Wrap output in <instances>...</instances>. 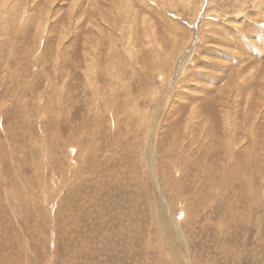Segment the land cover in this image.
Segmentation results:
<instances>
[{
	"label": "rangeland",
	"instance_id": "1",
	"mask_svg": "<svg viewBox=\"0 0 264 264\" xmlns=\"http://www.w3.org/2000/svg\"><path fill=\"white\" fill-rule=\"evenodd\" d=\"M10 1L32 15L0 18V264H264L258 1ZM188 25L174 82L154 64Z\"/></svg>",
	"mask_w": 264,
	"mask_h": 264
},
{
	"label": "bare ground",
	"instance_id": "2",
	"mask_svg": "<svg viewBox=\"0 0 264 264\" xmlns=\"http://www.w3.org/2000/svg\"><path fill=\"white\" fill-rule=\"evenodd\" d=\"M244 1H249V0H244ZM258 1V3H254V5L253 6H255V7H257V8H261V9H264V0H256V1H254V2H257ZM11 1L9 0V1H7V0H4V2H1L0 3V8H1V5L3 6V7H5L6 8V10H4L3 11V13L1 14L0 13V18H6V17H8V16H10V17H13V22L12 23H10V24H7V23H5V28H6V30L4 31V33L2 34L3 36H4V38H8V37H10V35H12V34H15L16 32H17V30L15 29L16 27H17V23H24V28H23V30H25V28L27 29V27H28V23L30 22V19L29 20H23V19H25V18H27V17H30V16H28L27 14H25V13H18V12H20V10H23V9H27L28 10V12L32 15V12H31V10H29L30 8H28L27 6H20V4H19V2L17 1V2H15V3H10ZM49 2V1H48ZM49 5V4H48ZM50 6V5H49ZM244 6V5H243ZM189 7V6H188ZM26 11V10H25ZM240 12V11H239ZM161 15V14H160ZM194 15V14H193ZM7 19V18H6ZM17 19H20V20H17ZM192 20V19H191ZM19 21V22H18ZM197 21V18H195L194 20H192L190 23L191 24H189L190 26H192V27H197L198 28V25L199 24H197V23H199V22H196ZM0 24H3L2 22H1V20H0ZM189 25H188V29L190 30V31H192V34H190V35H192V37H193V39L192 38H190V40L188 41V43L186 44V46H185V51L183 52V56H177L176 57V64L174 63V66L172 65L173 64V61H174V58H173V60L171 61V62H169L168 61V59H167V55L165 54V57H166V64L163 66V67H161V65H160V63H161V60H162V54H160V53H158V60H157V62L154 64L155 66H154V68H155V70H157L159 67V70H160V74H165V76H164V78L165 77H167L166 75H168L169 74V79H171V80H174V82H175V80H178V78H179V76L181 75V73L182 72H180L183 68H184V63H185V61H184V57H186L192 50H193V52L194 51H196V48H197V44H198V41H201V39H205V36H201V32L200 31H197L195 28H193V29H195V31L194 30H191L190 28H189ZM200 29V28H199ZM48 31H49V29H47ZM21 32H19V33H17V34H20ZM22 33H23V31H22ZM21 33V34H22ZM48 33V32H47ZM195 33H197L198 35L197 36H195ZM194 37H196V39L194 38ZM201 37V38H200ZM13 39L15 40L16 38H15V36L13 37ZM88 39H89V37H88ZM87 39V40H88ZM152 39V38H151ZM192 39V40H191ZM4 40V39H3ZM89 41H91L92 42V37H91V39L89 40ZM86 43H87V41L84 43V46L86 45ZM2 44V43H1ZM4 44V43H3ZM2 44V45H3ZM185 44V43H184ZM5 45V44H4ZM7 47V46H6ZM157 47V46H156ZM181 48V47H180ZM8 50H10V46L8 47ZM183 50V49H182ZM87 54H89V42H88V52H87ZM41 55V54H40ZM92 56V55H91ZM95 57V56H94ZM93 57V58H94ZM134 57H132V59H133ZM153 59H156L157 57L156 56H153L152 57ZM88 59V58H87ZM96 60V59H95ZM98 60V59H97ZM35 62V61H34ZM134 62V61H133ZM109 65L110 64H107V69L109 68ZM159 66V67H158ZM95 68H97V67H95ZM158 70V71H159ZM113 71V70H112ZM131 71H134L135 72V74L136 75H138V72H137V69H131ZM157 71V72H158ZM184 71V70H183ZM167 72V73H166ZM98 75V74H97ZM186 75V74H185ZM99 76V75H98ZM158 76V75H157ZM94 77V76H93ZM92 77V78H93ZM167 77V78H168ZM2 78V77H1ZM87 78V77H86ZM163 78V79H164ZM96 79H97V77H96ZM140 80V79H139ZM170 80V81H171ZM87 81H89V80H87ZM167 81H168V79H167ZM170 81H169V83H170ZM165 82V81H164ZM178 83V82H177ZM101 84V83H100ZM105 84H107V83H105ZM148 84V83H147ZM170 85V84H169ZM143 86V85H142ZM167 86H168V84H167ZM144 87V86H143ZM150 87V86H149ZM156 88V87H155ZM160 88L162 89V92L164 93V86H163V83H162V85L160 84ZM142 89V88H141ZM160 89V90H161ZM172 89V88H171ZM175 89V88H174ZM211 89V88H210ZM147 90H148V88H147ZM158 90V89H157ZM157 90L156 91H154V88L152 89V90H150V91H148L147 93H145L144 92V94H143V96H146V97H148L149 95L151 96V97H153L154 95H157V96H160V94H158V92H157ZM173 91V90H172ZM161 92V91H160ZM223 92V91H222ZM130 93V92H129ZM153 95V96H152ZM131 96V95H130ZM131 97H133V96H131ZM160 97H163L164 99H165V105H168V102L171 100V97L169 96V93H167L166 95H165V93L164 94H162ZM119 99V98H118ZM124 98H122L121 100H123ZM128 101H130L131 102V99L129 100V99H127ZM263 100V99H262ZM109 101V100H108ZM116 101H120V100H117L116 99ZM110 102V101H109ZM124 103H126V102H124ZM170 103V102H169ZM108 104H110V103H108ZM106 106V105H105ZM117 106V105H116ZM227 105L225 104V107H226ZM132 107V106H131ZM121 108V107H120ZM127 108V107H126ZM131 109V108H130ZM104 110H106V109H104ZM109 110V109H108ZM127 110V109H126ZM101 111V110H100ZM99 111V112H100ZM110 111V110H109ZM108 111V112H109ZM130 111V110H129ZM128 111V112H129ZM131 111H132V109H131ZM98 112V113H99ZM103 112H105V111H103ZM100 113V114H104V113ZM112 112V111H111ZM115 112H119L120 114H121V111H119V107H118V109L116 108L115 109ZM128 112H125L126 114L128 113ZM124 113V114H125ZM129 113H131V112H129ZM131 114H133V112L131 113ZM131 114H130V116H131ZM109 115V114H108ZM107 115V118L109 117ZM114 116V115H113ZM124 116V115H123ZM119 117V116H118ZM125 117H128L129 118V115L128 116H126L125 115ZM96 118V117H95ZM98 118H100V117H98ZM103 118H104V116H103ZM117 118V117H116ZM120 118V117H119ZM118 118V120H120ZM123 118V117H122ZM114 119V118H113ZM115 120V119H114ZM126 120H127V118H126ZM143 120V119H142ZM94 121H95V119H94ZM117 121V120H116ZM131 121V120H130ZM115 122V121H114ZM95 123H96V121H95ZM98 123V122H97ZM107 123H109V122H107ZM130 123V122H129ZM103 124V123H102ZM128 125V124H127ZM133 125H135L136 126V124H133ZM138 125H140V124H138ZM21 126V125H20ZM95 126V125H94ZM142 126V125H141ZM227 126V125H226ZM230 126V125H229ZM233 126V125H232ZM139 127V126H138ZM143 127V126H142ZM79 128V127H78ZM83 128V127H82ZM102 128V127H101ZM101 128H98V129H101ZM128 128V127H127ZM137 128V127H136ZM151 128V127H150ZM150 128H149V130H150ZM160 128V127H159ZM140 129H141V127H140ZM146 129V128H145ZM145 129H143L142 128V131L143 130H145ZM136 130V129H135ZM135 130H134V133H136L135 132ZM139 130V129H138ZM145 132V131H144ZM110 133V132H109ZM140 133H142V132H140ZM149 133H150V131H149ZM229 133H231V132H229ZM146 134H148V133H146ZM116 135V134H115ZM143 135V134H142ZM149 135V134H148ZM151 135H152V133H151ZM231 135V134H230ZM138 136H140V135H138ZM232 136V135H231ZM143 137V136H142ZM139 138V137H138ZM144 138V137H143ZM142 138V139H143ZM139 140V139H138ZM145 140V139H144ZM148 140V139H147ZM150 141V140H149ZM145 143V142H144ZM147 143V142H146ZM78 144H80V143H78ZM254 144V143H253ZM250 147V146H249ZM252 147V146H251ZM253 148V147H252ZM9 149V148H8ZM139 149V148H138ZM151 149H152V145H151V142H149V153H150V155H149V159H150V161H151V163H152V161H153V158H152V155H151ZM47 154V153H46ZM43 159H45V157L43 158ZM45 161V160H44ZM84 162V161H83ZM144 162V161H143ZM187 162V161H186ZM262 166H264V165H262ZM236 167V166H235ZM238 169H240V168H238ZM149 170L151 171V177H152V179H153V181L155 182V184H156V187L158 188V190L161 192V190H160V188H159V183H158V178H157V175H158V171H159V169H156V164H153V165H151V166H149ZM158 170V171H157ZM237 171V170H236ZM128 172V171H127ZM160 172V171H159ZM234 172H235V170H234ZM42 173V172H41ZM239 173V172H238ZM129 174V173H128ZM264 174V173H263ZM237 175V174H236ZM131 176V175H130ZM238 176V175H237ZM27 177V176H26ZM33 177V176H32ZM262 177V176H261ZM262 179H263V177H262ZM42 181H44V179L42 180ZM262 184H264V183H262ZM44 186V185H43ZM248 192H249V190H248ZM13 193V192H12ZM18 193V192H17ZM159 193V192H158ZM162 193H163V191H162ZM159 194H161V193H159ZM162 195V194H161ZM16 197V196H15ZM53 202V201H52ZM162 202L163 203H166L165 202V199H164V197H163V195H162ZM166 206L168 207V205L166 204ZM169 212V211H168ZM173 212V211H172ZM172 217V216H171ZM178 218V217H177ZM176 221V220H175ZM174 221V219L172 218V219H170V223H175L176 225H178V222L176 223ZM176 229L178 230V234H180L181 236H184V234L181 232V231H179V229H178V226L176 227ZM178 236V235H177ZM186 237V236H185ZM184 238V237H183ZM184 241H186V240H184ZM187 242V241H186ZM186 248V247H185ZM194 264V263H193Z\"/></svg>",
	"mask_w": 264,
	"mask_h": 264
}]
</instances>
